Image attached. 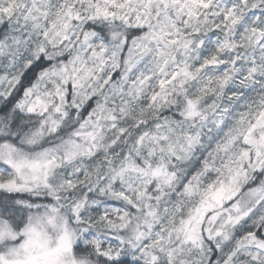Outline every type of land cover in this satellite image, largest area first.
Returning <instances> with one entry per match:
<instances>
[{"label": "snow or ice", "instance_id": "1", "mask_svg": "<svg viewBox=\"0 0 264 264\" xmlns=\"http://www.w3.org/2000/svg\"><path fill=\"white\" fill-rule=\"evenodd\" d=\"M0 264H264V0H0Z\"/></svg>", "mask_w": 264, "mask_h": 264}]
</instances>
